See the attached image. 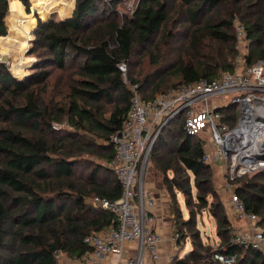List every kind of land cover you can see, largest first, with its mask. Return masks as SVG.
Listing matches in <instances>:
<instances>
[{
	"label": "trees",
	"instance_id": "trees-1",
	"mask_svg": "<svg viewBox=\"0 0 264 264\" xmlns=\"http://www.w3.org/2000/svg\"><path fill=\"white\" fill-rule=\"evenodd\" d=\"M11 1L0 0V36H6L0 37V51L25 44L27 22L30 28L35 24ZM18 1L30 13L28 0ZM34 3L41 13L39 0ZM116 4L76 0L71 18L38 19L30 50L36 62L29 76L18 79L0 62V264H59V254L83 260L92 252L85 239L116 224L113 214L88 201L122 195L109 165L115 153L111 137L131 110L133 85L140 93L150 87L151 96L142 98L151 101L156 92L234 72L236 17L251 40L248 62L264 60V0H142L131 19H119ZM179 13L185 42L171 28ZM164 44L171 49L163 50ZM154 48L175 56L163 66L154 60ZM146 63H153L154 72L136 75ZM22 64L14 63L13 71ZM169 78L177 83L162 90ZM219 111L230 124L237 121L235 104ZM177 121L166 128L173 144L160 135L150 156L169 195L176 243L191 244L172 264H223L214 258L219 252L235 255L234 264H264L262 250L235 241L232 221L214 188L212 165L203 159L202 136L187 134L182 120L176 129ZM55 123L69 128L57 130ZM234 183H240L236 195L246 213L259 217L264 235V169ZM205 210L216 219L217 248L204 243L198 228Z\"/></svg>",
	"mask_w": 264,
	"mask_h": 264
},
{
	"label": "built area",
	"instance_id": "built-area-1",
	"mask_svg": "<svg viewBox=\"0 0 264 264\" xmlns=\"http://www.w3.org/2000/svg\"><path fill=\"white\" fill-rule=\"evenodd\" d=\"M234 25L238 50L234 72L225 73L216 81L201 79L174 88L151 101L142 98L137 85L132 86L131 110L122 128L111 137L115 153L109 165L121 185L122 195L114 201L99 196L92 201L113 214L116 224L85 239L92 252L83 260L75 259L78 264H102L104 257L114 256L115 264H148L147 253L151 262L159 259L161 235L154 229L152 213L156 199L146 187L145 177L154 143L168 123L183 120L186 133L201 138L209 131L211 146L204 147L203 159L220 165L227 180L264 169V60L248 62L251 40L239 18H234ZM119 68L124 73L127 70L124 63ZM232 94V104L240 107L234 124L219 111L221 107L210 103L211 98ZM231 203L237 216L249 222L252 235L247 243L233 229L235 241L264 251L259 217L245 212L236 193ZM174 239L177 242V234ZM214 258L223 264H234L237 257L219 252Z\"/></svg>",
	"mask_w": 264,
	"mask_h": 264
},
{
	"label": "rangeland",
	"instance_id": "rangeland-1",
	"mask_svg": "<svg viewBox=\"0 0 264 264\" xmlns=\"http://www.w3.org/2000/svg\"><path fill=\"white\" fill-rule=\"evenodd\" d=\"M51 2L44 5L41 4V0H39L40 6L43 9V11L40 13L38 8L35 7V3L34 0H28L29 5H30V13L27 12L26 7L24 6L23 8H25L23 11L25 14L31 16L34 20H35V24L32 28L31 27V22H27V28L29 27V33L26 36L25 40V44L18 43L15 46H4L1 51H0V60H2V54L5 52H8L6 58H7V62H6V67L9 69V71L13 74L14 77L18 78V79H23L26 76H29L33 70H32V66L34 65V63L36 62V58L35 56H33L30 52V50L32 49L33 46V40L35 38V29H36V25L38 22V19H41L44 22L50 21V20H56L59 21L60 20V16L64 13H66L67 11L69 12L68 7L66 6V2H70L71 0H50ZM74 1V0H73ZM108 3L111 2H115L116 4V8H115V15L119 16V19H131L140 2L142 0H104ZM76 4V3H75ZM54 5V7H52ZM52 7V8H51ZM58 10H57V9ZM54 9V10H53ZM45 12L49 13V20H45L46 16ZM67 12V13H68ZM178 12V11H177ZM70 13V12H69ZM11 15V12L9 10V14L8 16ZM179 19L177 20V22H173L171 24V28L174 29V31H177L176 33L179 35V39L181 42H185L184 39H182L181 35H186L187 31L186 29H181L182 27V14L180 15L179 13ZM71 18V17H70ZM7 19L8 17H6V24H7ZM69 19V18H68ZM67 20V19H66ZM30 25V26H29ZM8 30H9V25L7 24ZM19 31L22 30L24 28V26H20L18 27ZM181 29V30H179ZM9 34V33H8ZM158 37L156 38V40L158 41ZM23 40V38H22ZM157 43V42H156ZM156 43L154 44V46L156 45ZM154 46H151L149 48H153ZM162 49L163 50H170L171 46L164 44L162 45ZM175 55H171V54H164L163 52H161L160 49H155L154 48V54H153V58L156 62L160 63L161 65H166V64H162V61H164L165 63L169 62L171 59H173ZM149 59L146 58V61H148ZM16 62H22V66H19V71L15 72L12 69V66L14 63ZM169 64V63H167ZM166 68V67H165ZM127 69V66H126ZM166 71V70H164ZM154 72V65L153 63H146L145 68H137L136 69V75L140 76L141 74L145 75L146 73H152ZM126 77H127V73L128 70H126ZM59 80L61 82L64 83V79L63 78H59ZM127 83L128 80H126ZM166 85L162 86V90H167L169 85H172L174 83H177V81L173 78H169L166 82ZM174 89L170 88L167 91H170ZM143 97H150L151 96V88L147 87L144 89V91L141 92ZM160 92H156L154 95H159ZM153 95V96H154ZM156 97V96H155ZM235 97V94L232 95H228V96H221V97H217V98H211L210 99V103L219 106L221 108H223L224 106H228L230 104H232V99ZM108 109H111L113 107V103L112 102H108L106 104ZM237 112L239 113V106H236ZM175 121V120H174ZM174 121H172L174 123ZM183 121V120H182ZM172 122L168 123L167 125H165L162 130L159 133V136L157 138V141L154 143L153 149L155 148V146L159 143V137L161 135H163V137H166V139L168 140L169 144H173L174 140L172 139V135H170V133L168 132V130L166 129ZM180 121H177L176 124H174L175 128L178 129L180 124ZM54 128L55 129H61V128H69L67 124H58L55 123L54 124ZM176 132V131H175ZM210 132H206L202 138V144L205 148L209 149L211 146V142H210ZM216 147V146H215ZM152 149V151H153ZM152 151H151V155H152ZM154 164L152 163V159L149 160V163L147 165L146 168V177H145V182H152V183H160L161 181V176L159 175V173L156 172V170L154 169ZM212 168H213V173H214V177H213V183H214V188L216 190V193L218 194L219 198L223 201L226 210L228 209L227 206L231 205V197L233 195V193H236V187L239 186L240 183H234V181H230L227 180V178L225 177L223 171H222V167L218 164H211ZM247 178H251L247 177ZM160 180V181H159ZM234 183V184H233ZM182 197H180L181 199ZM182 200V199H181ZM213 201L212 198H209V203H211ZM91 205L94 206L92 199H90L88 201ZM98 208V207H97ZM228 213V212H227ZM185 218H188V214L185 211ZM231 220V218H230ZM232 221V220H231ZM244 225L238 227V228H233L234 229V234L237 235V237H239L242 241L244 240L245 242H250L251 240V229H250V224L249 222H242ZM233 224V222H232ZM198 228L200 229L201 232V236L203 238V241L205 244H209L214 248L218 247L219 244V238L217 236V232H216V219L207 211L205 210L204 212H202L199 217H198ZM262 228V227H261ZM191 246L190 243L187 242V247H186V252H189ZM264 253V251H263ZM58 261L59 264H77L75 259L70 258L68 256H66L65 254H59L58 255Z\"/></svg>",
	"mask_w": 264,
	"mask_h": 264
},
{
	"label": "crops",
	"instance_id": "crops-1",
	"mask_svg": "<svg viewBox=\"0 0 264 264\" xmlns=\"http://www.w3.org/2000/svg\"><path fill=\"white\" fill-rule=\"evenodd\" d=\"M17 1L18 0H14L11 2H17ZM70 2H72L71 7H69ZM70 2H66V6L68 7L70 13L67 11L68 13L66 12L62 14L61 16L64 18H68L70 16L72 17V13L75 8L76 0L74 1L71 0ZM52 7H54V5ZM24 9L25 8H23V10ZM45 15L47 16L48 12H45ZM146 187L153 192L154 197L156 199V205L152 208V213L155 217L153 226H154L155 231L161 235V242L159 243V259L155 263H153L151 262L150 257L147 253L146 261L148 264H172L173 258L177 256L181 258L187 253L185 249L187 247V242L190 243V241L187 240L185 243H182L181 245H179L176 243L174 239V235H175L174 216L170 210L169 195L166 189L163 187L161 181L159 184L157 182L156 183L147 182ZM227 207H228L227 209L228 215L233 222V228L236 229L244 225L242 223L243 221L248 222L245 219H240L237 216L233 204ZM116 260L117 259L115 256L114 257H104L102 259V264H115Z\"/></svg>",
	"mask_w": 264,
	"mask_h": 264
},
{
	"label": "water",
	"instance_id": "water-1",
	"mask_svg": "<svg viewBox=\"0 0 264 264\" xmlns=\"http://www.w3.org/2000/svg\"><path fill=\"white\" fill-rule=\"evenodd\" d=\"M13 3H18V4H20L22 7H23V5H22V3L20 2V1H17V2H13ZM74 11H75V8H74V10H73V13H72V16H73V14H74ZM7 17H8V15H7ZM0 37H6V36H0ZM3 65H5L6 66V62H7V58H6V56H2V60L0 61ZM262 146L264 147V141L262 142Z\"/></svg>",
	"mask_w": 264,
	"mask_h": 264
}]
</instances>
